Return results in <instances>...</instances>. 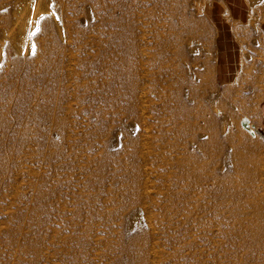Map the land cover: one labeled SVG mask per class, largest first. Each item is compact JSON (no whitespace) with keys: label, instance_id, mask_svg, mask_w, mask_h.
<instances>
[{"label":"rangeland","instance_id":"obj_1","mask_svg":"<svg viewBox=\"0 0 264 264\" xmlns=\"http://www.w3.org/2000/svg\"><path fill=\"white\" fill-rule=\"evenodd\" d=\"M27 2L46 9L6 36ZM224 12L0 0V264H264L235 216L264 126L219 82Z\"/></svg>","mask_w":264,"mask_h":264},{"label":"crops","instance_id":"obj_2","mask_svg":"<svg viewBox=\"0 0 264 264\" xmlns=\"http://www.w3.org/2000/svg\"><path fill=\"white\" fill-rule=\"evenodd\" d=\"M223 2L226 12L216 16L217 76L246 110V121L264 126V0Z\"/></svg>","mask_w":264,"mask_h":264},{"label":"bare ground","instance_id":"obj_3","mask_svg":"<svg viewBox=\"0 0 264 264\" xmlns=\"http://www.w3.org/2000/svg\"><path fill=\"white\" fill-rule=\"evenodd\" d=\"M43 9H46V7L43 6L42 2H38L34 8L31 6L30 2L25 3L23 10L21 11L20 15L16 18L13 26L6 29V36L14 37L16 35V31L21 32L23 29L27 28V26H29L28 23L31 22L30 17L32 11H34V16H32L35 20L37 15ZM0 27H5V19L0 20ZM205 123V126H207V124L209 126L210 123L215 124V121L213 119H206ZM208 126V129L214 130L213 125L211 128ZM250 162L251 161L249 160L245 161L235 158V166L245 165L246 163L248 164ZM239 183V188L235 189V200H239L240 203L235 207V216L239 218L241 223L250 221V226L246 228V231L248 233L251 244L259 245L261 242V237L256 231H264V191H262V189L260 188V186H262L260 184H263L264 180L261 178V173H259L257 170L251 173V175H249L247 178L240 179ZM243 185L245 186V188L242 187Z\"/></svg>","mask_w":264,"mask_h":264}]
</instances>
